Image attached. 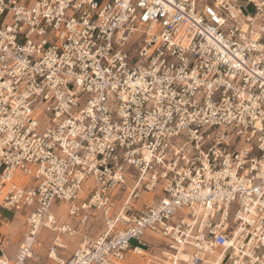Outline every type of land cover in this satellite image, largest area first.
Segmentation results:
<instances>
[{
	"label": "built area",
	"instance_id": "obj_1",
	"mask_svg": "<svg viewBox=\"0 0 264 264\" xmlns=\"http://www.w3.org/2000/svg\"><path fill=\"white\" fill-rule=\"evenodd\" d=\"M0 208L10 264H264V0H0Z\"/></svg>",
	"mask_w": 264,
	"mask_h": 264
},
{
	"label": "crops",
	"instance_id": "obj_2",
	"mask_svg": "<svg viewBox=\"0 0 264 264\" xmlns=\"http://www.w3.org/2000/svg\"><path fill=\"white\" fill-rule=\"evenodd\" d=\"M24 222L25 211L11 212L0 208V261L8 262L9 264L14 261L19 246L26 234ZM53 237L54 235L49 232H41L37 236V247L42 248L39 251L33 250L35 258L32 264H55L52 260L46 258V253L51 247ZM64 240L68 244L67 251L57 249L56 256L58 259L65 261L69 259L77 245L66 237Z\"/></svg>",
	"mask_w": 264,
	"mask_h": 264
},
{
	"label": "rangeland",
	"instance_id": "obj_3",
	"mask_svg": "<svg viewBox=\"0 0 264 264\" xmlns=\"http://www.w3.org/2000/svg\"><path fill=\"white\" fill-rule=\"evenodd\" d=\"M65 210L66 206L60 207L58 210H56L57 213H59L60 217L64 219L65 217ZM64 236H60V239H62L63 243L67 244V242L64 240ZM150 245L148 248L142 252L143 254L136 255V254H131L128 256V259L124 264H166V260H164L160 255H159V249H161L162 245L159 241V239H150ZM38 243V242H36ZM42 247H37V245L34 246V251H39ZM166 257L171 259L172 254L169 252H165ZM170 256V257H169ZM156 259H155V258Z\"/></svg>",
	"mask_w": 264,
	"mask_h": 264
},
{
	"label": "bare ground",
	"instance_id": "obj_4",
	"mask_svg": "<svg viewBox=\"0 0 264 264\" xmlns=\"http://www.w3.org/2000/svg\"><path fill=\"white\" fill-rule=\"evenodd\" d=\"M140 253L139 254H143L142 251H139ZM35 257V255H32ZM170 257V256H169ZM166 264H172L170 261H167Z\"/></svg>",
	"mask_w": 264,
	"mask_h": 264
}]
</instances>
